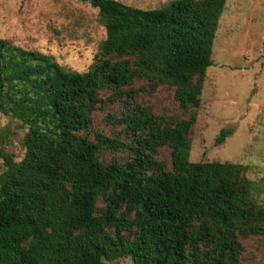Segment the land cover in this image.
Here are the masks:
<instances>
[{"label":"trees","instance_id":"16d2710c","mask_svg":"<svg viewBox=\"0 0 264 264\" xmlns=\"http://www.w3.org/2000/svg\"><path fill=\"white\" fill-rule=\"evenodd\" d=\"M80 1L97 9L104 29L83 71L0 37V113L26 126L22 158L4 156L0 172V264L126 256L131 264H238L242 240L264 237V205L253 199L243 165L188 159L225 0L148 9ZM161 85L172 89L183 117L165 119L136 102ZM104 101L123 107L117 122L127 140L89 138L92 112ZM226 134L221 129L216 141ZM161 146L169 167L155 157ZM103 149L130 153L103 163Z\"/></svg>","mask_w":264,"mask_h":264},{"label":"rangeland","instance_id":"374dc122","mask_svg":"<svg viewBox=\"0 0 264 264\" xmlns=\"http://www.w3.org/2000/svg\"><path fill=\"white\" fill-rule=\"evenodd\" d=\"M143 9L157 8L170 0H119ZM0 37L13 45L48 55L59 65L83 71L92 61L104 29L97 9L80 0H0ZM211 64L205 69L195 122L190 131V161L239 163L251 181L252 197L264 205V0H225L211 45ZM139 83H134L138 85ZM108 90L100 92L105 98ZM136 102L148 105L165 119L185 115L176 105L172 89L161 85L151 92H140ZM120 102L104 101L91 115L90 139L94 133L127 140L117 122ZM191 110V109H190ZM221 129L227 131L219 142ZM26 131L17 118L0 113V172L4 156L18 161ZM168 148L155 155L169 167ZM128 150L103 149V163L112 158L125 160ZM238 264H264V237L242 240ZM105 264H131L129 257Z\"/></svg>","mask_w":264,"mask_h":264}]
</instances>
